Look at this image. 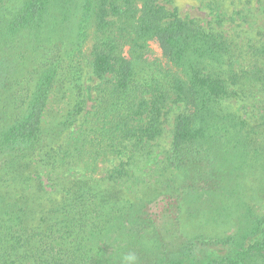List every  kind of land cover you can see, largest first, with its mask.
<instances>
[{"label":"trees","instance_id":"obj_1","mask_svg":"<svg viewBox=\"0 0 264 264\" xmlns=\"http://www.w3.org/2000/svg\"><path fill=\"white\" fill-rule=\"evenodd\" d=\"M163 1L0 0V264H264V42L235 71L232 40Z\"/></svg>","mask_w":264,"mask_h":264},{"label":"rangeland","instance_id":"obj_2","mask_svg":"<svg viewBox=\"0 0 264 264\" xmlns=\"http://www.w3.org/2000/svg\"><path fill=\"white\" fill-rule=\"evenodd\" d=\"M163 4L169 9H177L181 17L196 19L207 29H214L215 32L223 34L232 40L235 49L232 69L240 71L251 66V46H259L264 42V0H164ZM94 44V28L90 30V36L84 48L85 55V84L94 86L99 82L92 70V49ZM149 61L161 62L165 64L162 50L156 41L150 42V52L147 55ZM95 91L88 93L86 111L91 112L95 104ZM224 105L240 111L242 105H238L235 100L224 103ZM67 101L54 99L51 101L44 115L46 124L50 125L55 119L63 116L67 110ZM87 116L90 115L87 113ZM170 125H166V132L160 141L161 148L171 144ZM113 158V157H112ZM99 162L98 164L87 163L75 168L77 177L100 178L106 174L110 165L117 164L119 159ZM146 170V168H145ZM256 209L260 213L264 212V205L256 204Z\"/></svg>","mask_w":264,"mask_h":264},{"label":"clouds","instance_id":"obj_3","mask_svg":"<svg viewBox=\"0 0 264 264\" xmlns=\"http://www.w3.org/2000/svg\"><path fill=\"white\" fill-rule=\"evenodd\" d=\"M122 264H136V257L134 254H127L122 257Z\"/></svg>","mask_w":264,"mask_h":264}]
</instances>
